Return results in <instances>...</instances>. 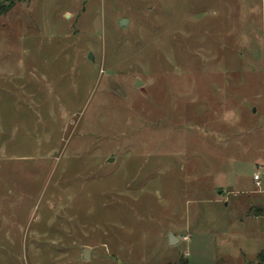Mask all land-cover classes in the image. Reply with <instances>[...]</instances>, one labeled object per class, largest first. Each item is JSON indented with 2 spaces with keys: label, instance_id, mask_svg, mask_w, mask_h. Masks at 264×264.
<instances>
[{
  "label": "rangeland",
  "instance_id": "obj_1",
  "mask_svg": "<svg viewBox=\"0 0 264 264\" xmlns=\"http://www.w3.org/2000/svg\"><path fill=\"white\" fill-rule=\"evenodd\" d=\"M263 3L0 0V264H257Z\"/></svg>",
  "mask_w": 264,
  "mask_h": 264
},
{
  "label": "crops",
  "instance_id": "obj_2",
  "mask_svg": "<svg viewBox=\"0 0 264 264\" xmlns=\"http://www.w3.org/2000/svg\"><path fill=\"white\" fill-rule=\"evenodd\" d=\"M264 4V3H263ZM262 103V102H261ZM264 104V102H263ZM263 125V124H262ZM262 128V127H261ZM244 147L241 145L240 146V149H243ZM247 149V148H245ZM247 161V160H246ZM251 164H254V162H251ZM258 165L259 164H262V163H257ZM264 167V165H261ZM229 172V171H228ZM231 172V171H230ZM255 173H257V171H255ZM254 173V175H255ZM253 183L254 185H250V188L251 190L249 192H251V194L253 193L254 195H258V194H264V190H263V181H262V186L260 188H258L256 186V181H255V178L253 177ZM233 190V189H232ZM251 196V195H250ZM228 205V204H226ZM244 216L247 218V219H250V220H255V222L257 223H263V228L261 229L260 233H264V205L262 204H259L257 202H251L249 203V205L247 207L244 208ZM244 219L242 218V221ZM259 233V234H260ZM264 251V246L261 247L256 255V257H258L259 253L260 252H263ZM251 261V260H250ZM249 261V262H250ZM247 262V261H246ZM244 262V263H246ZM249 262L247 264H249Z\"/></svg>",
  "mask_w": 264,
  "mask_h": 264
},
{
  "label": "water",
  "instance_id": "obj_3",
  "mask_svg": "<svg viewBox=\"0 0 264 264\" xmlns=\"http://www.w3.org/2000/svg\"><path fill=\"white\" fill-rule=\"evenodd\" d=\"M128 23V19H123L122 21H121V25H126ZM90 58H94L93 57V55L92 54H90ZM143 84V81L140 79V78H138L137 80H136V86H141ZM111 161H112V159H110ZM179 241V238H177V236H175L173 233H170V237H169V244L170 245H173V244H175L176 242H178ZM90 247H88V246H84L83 247V258L84 259H88L89 257H90Z\"/></svg>",
  "mask_w": 264,
  "mask_h": 264
},
{
  "label": "trees",
  "instance_id": "obj_4",
  "mask_svg": "<svg viewBox=\"0 0 264 264\" xmlns=\"http://www.w3.org/2000/svg\"><path fill=\"white\" fill-rule=\"evenodd\" d=\"M6 12V8L4 6H0V16ZM249 264H255L253 261L249 262ZM257 264H264V251L260 252L257 257Z\"/></svg>",
  "mask_w": 264,
  "mask_h": 264
},
{
  "label": "built area",
  "instance_id": "obj_5",
  "mask_svg": "<svg viewBox=\"0 0 264 264\" xmlns=\"http://www.w3.org/2000/svg\"><path fill=\"white\" fill-rule=\"evenodd\" d=\"M254 178H255L257 187L260 188L262 186V177H261L260 172L255 173Z\"/></svg>",
  "mask_w": 264,
  "mask_h": 264
}]
</instances>
